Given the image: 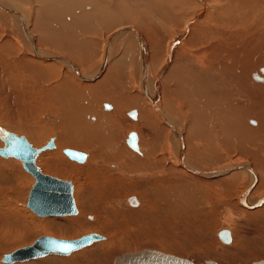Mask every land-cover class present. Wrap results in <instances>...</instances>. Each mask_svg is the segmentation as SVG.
Segmentation results:
<instances>
[{
	"label": "bare ground",
	"instance_id": "6f19581e",
	"mask_svg": "<svg viewBox=\"0 0 264 264\" xmlns=\"http://www.w3.org/2000/svg\"><path fill=\"white\" fill-rule=\"evenodd\" d=\"M76 4L90 10L86 9L79 14L81 8L74 7ZM72 6L78 15L71 16L69 12ZM64 15L70 23L61 20ZM0 30L8 38L0 45L1 52H4L1 48L6 47L9 41L12 46L15 44L16 47L17 44L24 49L23 58L16 65V69L8 71L11 73L8 88L2 87L4 90L0 91V94L6 91L7 98L4 99H8L10 95L16 102H12V106L16 107H4L8 129H0L22 131L21 118H24L23 124L28 132L29 128L35 126V138L41 139L45 134H52L57 130L61 133L56 138L58 147L66 145L85 153L79 160L64 151L71 160L80 163L87 160L86 148L93 149L85 166L77 167L84 168L82 184L90 185L91 188H98V184L104 183L97 182L96 179L111 181V175L117 173L106 170V162L112 157L118 164V173L123 174H128L130 168H134V171H146L147 168L163 167V176H154L147 182L149 186L140 184V188L149 193L146 197L152 204L156 201L163 205L165 203L166 215L176 214L182 218L180 220L189 216L206 217V214H202V198L198 199V195L205 193V189L198 192L194 187L171 184V179H165L164 176L174 171L173 164L177 162L185 171L199 177L230 175L224 179L227 187L245 185L238 197L241 205L246 207L244 209L254 211L249 215L264 218V194L258 190L256 199L250 198L256 188L264 186V176L257 177L258 171L264 175V0H0ZM60 52L62 55L54 56ZM96 57L98 59H95ZM112 57H121L120 68L111 66L100 76ZM134 57V74L137 77H134L135 81L132 83L134 89L141 92L135 90V95H131L123 92V89L128 86L133 88L130 83V68ZM154 64H158V71L152 75L150 67H154ZM89 66H94V73L100 76L95 82H87L93 78L89 79L81 74L93 75L94 73L84 71ZM59 74L62 75L59 84L44 87L43 82ZM81 78L85 80L84 83H80ZM162 79L172 81L169 90H166ZM29 87H35L37 90L34 88L33 91ZM23 89L27 91L23 93ZM119 89L121 91H118ZM86 96L91 99L92 105L96 103V108L97 102L102 98L110 100H106L102 105V108L110 109V112L97 111V124L94 112L88 113L86 118L89 121H85V110L90 109L81 103L88 104ZM257 96L256 100L248 98ZM204 98L207 99L201 102ZM19 99H22V102ZM26 103L28 105H24ZM21 106H25L22 111L28 113H22ZM114 106L117 110H114ZM42 107L50 110L45 119L55 122L54 127L46 128L35 121ZM13 109L16 110L15 115ZM144 109L153 114V121L145 116ZM122 111L126 113L123 114ZM173 112L175 115H187V120L183 117L186 124L188 123L187 133L185 132L188 134L185 137L187 156L180 123L168 116ZM139 113V120L150 137L146 141L147 148L141 152L139 136L136 133V148L127 142V138L125 141L129 148L118 147L114 142L118 141V134L123 131L120 129L124 118L120 117L125 115L135 120ZM26 118H29L30 122ZM91 120L94 122H90ZM10 121L17 123L12 124ZM218 121L225 126L221 125L219 131L213 133L211 127L214 123L217 125ZM127 125L130 129L128 121ZM199 140L209 142L208 153L205 152L207 145L201 141L200 145L195 147ZM54 142L55 137L53 146L40 150L37 155L54 148ZM230 143L234 144L230 146L240 148L244 156L247 155V145L251 143L253 151L249 155L253 163L247 161L249 159L242 162L232 160L230 164L225 165L231 167L218 171L219 173L208 175L198 171L208 162L220 163L221 157L214 145L228 148ZM141 144H144L143 141ZM130 148L143 153V157L133 153ZM158 151L167 153V162L157 155ZM47 154L48 163L61 168L57 156L53 153ZM16 159L23 167L22 160ZM256 161H259L260 167H257ZM248 163L253 165L249 168ZM181 172L179 173L182 174ZM156 186L161 195L164 193L159 199L150 192V189H155ZM169 195L173 198H169ZM86 197L91 200L92 192L88 191ZM138 204L135 196H128L122 202L126 207H136ZM260 205L263 208L257 211L259 208L256 207ZM76 213L77 209L74 214ZM245 213L243 210L235 215L241 216ZM174 221L178 223L179 219ZM51 229L57 233L54 228ZM220 230L217 231L219 240L224 244L230 243L232 230H226L228 240L220 237ZM104 238L102 235L89 245ZM238 247L240 248L239 245ZM91 251L93 250L82 254ZM113 264H116L114 260Z\"/></svg>",
	"mask_w": 264,
	"mask_h": 264
},
{
	"label": "rangeland",
	"instance_id": "374dc122",
	"mask_svg": "<svg viewBox=\"0 0 264 264\" xmlns=\"http://www.w3.org/2000/svg\"><path fill=\"white\" fill-rule=\"evenodd\" d=\"M80 5L81 4H76L74 7ZM73 9L74 8L72 6L70 9L72 13L69 12L71 16H76V14L78 15V13L81 14L82 12H85L87 8H81V11L78 13L74 12ZM88 10L90 9H87V11ZM61 20L63 22L70 23V20H67L65 15ZM56 23L61 22L56 21ZM142 29L144 30V28ZM4 31H6V29H4ZM0 37H2L0 38V45L8 40L7 36H5L4 32H2L1 30ZM82 39L84 40V37H82ZM13 45L14 46H12L11 41H9L7 42L6 47L1 48L2 50H4V52H1L0 50V91H3L5 87L8 88V83L11 82L10 72L16 69V65H18V62L23 58L22 55L24 53V49L20 48L17 44L16 47L18 46V48L15 49V44ZM60 53H56L57 55L54 54V56L62 55V53ZM15 55H17V57ZM95 59H98V57H96ZM120 59L121 57H112L110 59V62L108 63V66L106 65V68L100 76L105 74L111 66L119 69ZM134 62L136 63V57L133 58V62L130 68V83L133 88L128 86V88L123 89V92L127 94L129 93L131 95H135L136 90L134 89L135 86L132 83L135 81L134 77H137L134 74ZM94 66H89L84 71L94 73ZM150 71L152 75L155 73L157 74L158 64H154V67L151 66ZM81 74L86 78H93L91 80H88L87 82H95L100 77L96 76L98 73H94L91 76L85 73ZM125 75L129 76V74L127 73H125ZM60 78L62 79L61 74L56 75L55 77H52L51 79L43 82V85L45 88H47L52 85L59 84L61 81ZM167 81L168 80L162 79V83L167 87L166 90H169V84L172 81ZM84 82L85 80L81 78L80 83ZM29 88L33 90L35 87ZM24 90L25 89H23V93L27 91V89L25 91ZM35 90L37 89L35 88ZM132 90L133 92H131ZM118 91L121 90L119 89ZM137 91L141 92L139 90H136V92ZM5 94L6 91L5 93L0 94V102H2L0 103V111L2 114H0V128H6L8 124V119L6 118V114H4L3 111V109L5 110L4 107L12 106L13 103L16 104V102L13 100L14 98H12V96L10 95L8 96V99H4L7 98ZM163 95L164 92H162V96ZM258 96L256 98H248L256 100L258 99ZM86 98L88 100V104H86L85 102L81 103L83 106H88L90 109L85 110L86 122L89 121L86 118V115L88 113L94 112L97 117V111L101 113L110 112V109L107 110L102 108L103 102H105L106 100L110 101L109 99L102 98L101 100H99L97 102L98 107L96 108V103H93L92 105L91 99L87 96ZM206 99L207 98L202 99L201 102ZM5 100L8 101L4 102ZM19 100L22 102V99ZM161 102H163V100ZM24 105L28 104L26 103ZM12 107H16V105ZM114 108V110H117V107L114 106ZM23 109L25 110V106H21L20 111H22ZM10 110L12 111V108H10ZM13 110L15 111H13V114L15 115L16 110ZM145 111V116L153 121V114L148 110ZM22 113H28V111H22ZM49 113L50 110L48 108L45 109V107H42L35 121L39 124L45 125L46 128L54 127L56 125L55 122H50L45 119V115L47 116L49 115ZM125 113L126 112H124L123 114ZM140 113L135 120H132L125 115L120 117L124 118L122 123L123 125L121 126L122 128L120 129L123 131L118 134V141L114 142V144H117L118 147L123 146L124 148H129L125 140L129 132L134 131L139 136V147L141 152H143V149L147 148L146 141L149 140L150 137L147 130L144 128V125L139 120L141 115ZM184 115L185 113H183V115H175L173 112L168 116L173 120L175 119L176 123H180V129L184 133V137H182V140L184 139L183 141L185 147V156H187L188 148L185 137H187L188 134L186 135L185 132L187 133L186 130H188V123L186 124V121L183 120V117H185V119L187 120V115ZM52 116L54 117V114ZM251 118H253V116H251ZM21 120V126H23V130L17 131L16 129H11V131L13 130V132L19 135L23 134L35 147L43 145L50 137L54 135L53 137H55V147L40 152L36 157V164L44 173H49L71 181L77 213L74 214L73 212L74 215H69L72 214L69 213L46 216L38 215L37 213H35L31 208L27 206L26 203L29 189L34 182L32 174H30L24 167H22V164H20V161H18L16 158L3 157L0 155V264H58V262H60L59 264H113V260L116 255L125 252L136 251L142 248L157 249L178 256H184L198 264H201L206 259H213L218 264H241L251 263L253 260L264 258V218L260 216L256 217L254 215H249L250 212L254 211L244 209L246 207L241 205L238 197L240 196L241 190L243 186L245 187V185L240 186L236 184L231 187H227L224 179L230 175H227L226 177H223L224 175L215 177H199L195 174L187 172V170L185 171L183 168H181L179 163L175 161L176 164H173L172 166L174 171L170 174H166L167 176H164L165 179H171V184H174V186L186 185V187L190 186L197 188L198 192H200V190L202 189H205V193H200L198 195V199L202 198V214H206V217H202L203 215L196 217L189 216L187 218H184V220H180L182 218L177 217L176 214L167 216L165 213V203L163 205L156 201L155 204H152V202H150V200L146 197V195L149 193L140 188V184L149 186L147 182L152 180L154 176H157V178L163 176L165 174L163 167H159L156 169L147 168L145 169L146 171H134V168H130V170H128V174H123L118 173V164L115 162L114 157H112V159L106 162L107 169L105 168L110 172H117L111 175L112 182L106 179L97 180V177L95 176L96 178L94 179H96L97 182L103 181L104 183H100L102 184L101 186L100 184H98V188H91L90 185L83 183L85 185L84 187L81 180L83 176L82 174H85L84 168L77 167L85 166V162L88 161L90 152L93 149L86 148V153L88 154L86 161L84 160V162L80 163L71 160L64 153V149L70 148V146H57L56 138H58L61 133H58L56 130L52 134H45L41 139H38L35 138L33 133L35 126L33 125L32 128H29L30 132H28L26 126L23 124V121L25 119L21 118ZM26 120L30 122L29 118H26ZM127 121L131 126L130 129L127 128L129 127L127 125ZM10 122L12 124L17 123V121H15V123L12 121ZM90 122L94 121L91 120ZM97 122L98 117L95 124H97ZM162 125L164 127L166 126L163 123ZM221 125L225 126L221 121H218L217 125L214 123L211 127L213 133L219 131ZM6 129H8V127ZM141 141H143L144 144H141ZM200 141L207 145V147L205 148V152L208 153V141L199 140L196 142L195 147H198L200 145ZM197 144L199 145L197 146ZM3 145L4 143L2 142V139H0V146ZM230 145L234 144H228V148H224L222 145H214L216 148H218V152L221 157L220 163L212 164V161L208 162L204 165V168H200L202 171H198L206 173L208 175H212L217 173L218 171L221 172L223 169L231 167H226L225 165H227L229 162L231 163L232 160H236V162H242L249 159L247 161L253 163L251 160L252 158L249 155V153L253 151V146L251 143L246 147V156L243 155V152L240 148ZM131 150L133 151V153H137L139 156L143 157V153H139L137 151H134L133 149ZM198 150L200 151L201 148H199ZM47 153H53V155L57 156L59 164H61V168L58 169L48 163L49 154ZM125 154L127 155V153ZM157 155L159 157L162 156L167 162L168 156L165 151H158ZM46 157L47 159H44ZM57 158L55 159L57 160ZM188 159L190 158L188 157ZM258 162L259 161H256V165L257 167H260ZM251 163H248L249 168L250 165H253ZM179 172H181L182 174H180ZM261 176L264 175H262V173L258 171L257 177L259 178ZM256 186L252 189L254 190ZM248 187H250V185ZM248 187L246 189H248ZM157 189L158 186H156L155 189H150V192L154 194V197L156 199H159L163 197L164 193L161 195V191ZM262 189H264V186L262 188H256L254 191L252 190L253 192L250 198L255 200L259 191L263 195L264 190ZM100 190L102 191L100 192ZM88 191L92 192L91 200H88L86 197ZM128 196H135L139 204L136 207L123 206L122 202H124ZM168 197L171 199L173 198L170 195ZM261 206L262 205L256 207L259 208L257 209V211L263 208ZM243 210L246 211V216L235 215L239 211L243 212ZM174 219H179V222L175 223ZM50 227L54 228L57 233H55ZM220 229H230L229 231L232 230L230 243L224 244L219 240V238L217 237V231ZM88 232H98L105 238L101 241L94 242L91 245L88 244L84 248L80 247V249L71 254H64V256L63 254H46L29 260L11 263L3 262L1 260L4 253L10 252L20 246L30 244L37 236L42 234L54 235L60 238H75ZM237 243L240 248L238 247ZM91 249L93 251H91L90 253L82 254ZM77 256L79 257L76 260L69 262L71 259L76 258Z\"/></svg>",
	"mask_w": 264,
	"mask_h": 264
},
{
	"label": "water",
	"instance_id": "95a60500",
	"mask_svg": "<svg viewBox=\"0 0 264 264\" xmlns=\"http://www.w3.org/2000/svg\"><path fill=\"white\" fill-rule=\"evenodd\" d=\"M108 106V104H106ZM134 113V111H132ZM1 139L4 142L0 146V155L14 156L22 160L23 167L34 176V182L29 189L27 206L38 215H62L76 211L74 199L72 196V183L70 180L44 173L36 164L37 153L53 146V138L50 137L43 145L33 146L23 134H17L13 131L0 129ZM127 142L134 148L137 147L136 134L130 131ZM69 156L82 159L84 152L65 148ZM223 240H228V232L221 229L219 232ZM98 232L84 233L75 238H60L54 235L42 234L37 236L32 243L15 248L6 252L2 256V261L13 262L19 260H28L46 254H67L72 250L90 244L92 241L101 238ZM64 246L68 247L64 251ZM116 264H198L191 259L178 256L172 253L163 252L157 249L142 248L132 252H125L115 257ZM201 264H218L213 259H206ZM241 264H264V258L253 260L251 263Z\"/></svg>",
	"mask_w": 264,
	"mask_h": 264
},
{
	"label": "snow or ice",
	"instance_id": "6c2138e0",
	"mask_svg": "<svg viewBox=\"0 0 264 264\" xmlns=\"http://www.w3.org/2000/svg\"><path fill=\"white\" fill-rule=\"evenodd\" d=\"M64 251H67L68 250V247L67 246H64V249H63Z\"/></svg>",
	"mask_w": 264,
	"mask_h": 264
}]
</instances>
